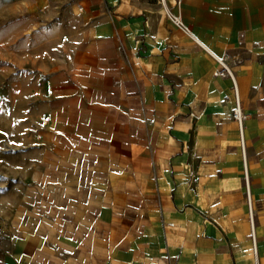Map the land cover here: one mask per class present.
<instances>
[{"label": "crops", "instance_id": "0c3cea01", "mask_svg": "<svg viewBox=\"0 0 264 264\" xmlns=\"http://www.w3.org/2000/svg\"><path fill=\"white\" fill-rule=\"evenodd\" d=\"M12 1L0 86L14 122L29 103L50 189L6 264H264V0H106L50 19ZM212 53L248 114L257 255L233 81Z\"/></svg>", "mask_w": 264, "mask_h": 264}, {"label": "rangeland", "instance_id": "374dc122", "mask_svg": "<svg viewBox=\"0 0 264 264\" xmlns=\"http://www.w3.org/2000/svg\"><path fill=\"white\" fill-rule=\"evenodd\" d=\"M21 16L36 13L46 19L81 13L80 7H106V0H19ZM151 3L164 0H140ZM0 15L4 11V18L0 23L8 22L15 15L18 8L10 6L12 0H0ZM79 6H78V5ZM73 9V10H72ZM29 103L21 104V121H13L14 105L12 88L0 86V264H6L8 255L12 253L14 239L23 223L29 219L25 209H35L41 204L36 200L44 195L50 186H46L44 179L46 171L42 164H38L36 147L40 145L39 130L35 122L30 125ZM26 116L23 117V114ZM247 113V112H246ZM16 123V124H15ZM34 124V125H33ZM14 126L17 129L14 130ZM36 139V140H35ZM241 154L243 152L241 150ZM49 174V173H48ZM44 204V203H42ZM25 210V212L23 211Z\"/></svg>", "mask_w": 264, "mask_h": 264}, {"label": "built area", "instance_id": "2783aa9c", "mask_svg": "<svg viewBox=\"0 0 264 264\" xmlns=\"http://www.w3.org/2000/svg\"><path fill=\"white\" fill-rule=\"evenodd\" d=\"M177 5H180L182 0H175ZM177 22L180 25H183L181 20L178 17H175ZM204 48H206L203 43L198 41ZM213 56L216 58V60L219 63V67L214 70V75L216 76H229L232 81H233V89H234V94H235V105L232 109V119L237 123L238 125V131H239V138H240V144H241V149L243 152L244 156V173L246 177V188H247V203H248V209H249V218L252 226V232H251V238H252V243H253V249L254 253L257 255V246H256V235H255V230H254V215H253V201L252 197L250 194L249 190V180H248V166L246 162V139H245V121L248 117V114L246 113L242 101L239 95V89H238V84L236 80V76L231 68V66L228 64V62L215 55L212 53Z\"/></svg>", "mask_w": 264, "mask_h": 264}]
</instances>
